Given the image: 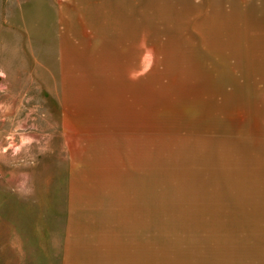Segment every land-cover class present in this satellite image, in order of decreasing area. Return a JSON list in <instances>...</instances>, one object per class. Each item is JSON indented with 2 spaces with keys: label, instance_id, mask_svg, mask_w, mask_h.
<instances>
[{
  "label": "rangeland",
  "instance_id": "374dc122",
  "mask_svg": "<svg viewBox=\"0 0 264 264\" xmlns=\"http://www.w3.org/2000/svg\"><path fill=\"white\" fill-rule=\"evenodd\" d=\"M0 264H264V0H0Z\"/></svg>",
  "mask_w": 264,
  "mask_h": 264
}]
</instances>
